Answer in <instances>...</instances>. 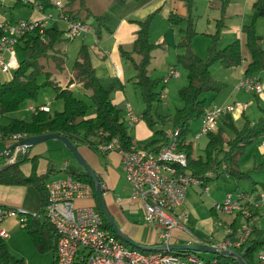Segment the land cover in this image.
<instances>
[{
    "label": "trees",
    "instance_id": "1",
    "mask_svg": "<svg viewBox=\"0 0 264 264\" xmlns=\"http://www.w3.org/2000/svg\"><path fill=\"white\" fill-rule=\"evenodd\" d=\"M19 1L16 0V4ZM75 1L78 2L77 8L72 7ZM112 1L123 4L126 0ZM185 1L188 16L182 17L175 12H170L168 15L171 24L185 23L184 27L178 29L180 40L176 44L178 49L176 64H180L185 72V83L178 88L181 106L176 107L173 116L158 111L155 103L161 100V87H163L162 83L165 82L162 78H154L149 75L148 65L152 50L158 45L150 39L151 21L157 8L143 19H132L137 25L136 37L128 47L119 45L120 56L127 60L135 71L134 86L138 89L143 104L140 118L152 130V136L148 140L141 143L133 141L130 133L133 125L127 123L122 107L112 103V88L105 87L101 82L91 60V50L86 43L81 42L78 47L77 56L70 67L71 75L66 84H63L62 80L58 79L47 68L46 65L52 63L54 69L62 72L66 64V51L58 47L57 44L68 39L63 36V28H59L55 20L49 24L47 21L46 24L25 32L18 39L15 48L20 49L21 59L13 69L11 78L0 81V116H6L8 113L18 110L23 102L36 97L39 88L48 85L54 88L55 98L61 100L62 107L53 111L37 108L31 110L28 118L8 117L7 122L0 124L1 136L17 132L27 136L59 133L67 136L75 146H89L100 157H104L108 150H99L97 148L98 143L103 140L110 141L113 138H116L119 146L125 150H130L132 145L136 148L159 149L168 143V137L163 126L166 121L170 120L172 128L179 129L178 139L180 143L178 147L187 153L188 169L193 175L204 178L206 182L222 177L224 171L236 178L247 176L238 167L237 156L247 144L258 136L264 135V110L254 121H250L244 116L240 128L234 125L230 114H223L219 118L216 129L206 133L207 142L203 154L194 155L192 142L185 139L189 121L192 118H200L206 107V99L200 97L201 93L205 91L218 92L225 86L223 81L214 78L210 73L209 65L211 62L219 61L224 67L234 68L238 67L243 59L239 39H233L222 47L217 45L221 29L225 26V20L228 16L226 7L230 0H221L219 16L215 18L214 31L209 33L211 43L206 49L204 58L195 54L191 48V38L196 33L190 12L193 0ZM35 3L44 12L55 6L52 0H35ZM63 11L73 19L84 20V15H91L95 21L92 27L96 38H100L102 30H109L106 22L110 19V15L91 13L84 0H65ZM250 16V22L242 24L241 27L245 33V46L250 54V61L244 69V74H255L260 78L258 73L264 72V47L262 46V35L256 30V20L264 16V0H254L251 3ZM2 34L3 30L0 27V37ZM38 76L44 77L39 83L37 81ZM73 82L87 91L86 97L93 105L92 112H89L91 106L84 99L76 96L74 90L69 87ZM229 129L232 131V136L227 134ZM12 150L9 152L12 153ZM6 153L0 155V166L8 163L5 157ZM28 159V148L25 154L19 152L15 162L0 170V184L31 185L37 189L39 193V215L28 213L23 227L26 228V232L38 250L44 251L49 248L53 250L52 264H57L56 244L58 235L44 212L45 206L48 204L45 179L53 171V168H47L45 172L37 173L35 168L37 155H33L30 158L31 170L28 174H24L19 165ZM209 171L214 175L208 178L206 173ZM65 172L91 185L93 190L92 204L101 213L104 226L119 237L99 207L94 183L90 175L83 167L80 171ZM260 193H264V190L263 192L257 191L255 195ZM209 210L210 212H217L213 207H210ZM254 223L251 225V230L246 239L235 250L246 264H257V252L264 246V227L257 224L256 221ZM228 225L234 227L231 222ZM178 243H184V241ZM186 252L194 251L186 250ZM216 258L219 264H240L232 256L216 254ZM22 263L21 258H17L9 252L5 238L0 236V264Z\"/></svg>",
    "mask_w": 264,
    "mask_h": 264
},
{
    "label": "built area",
    "instance_id": "2",
    "mask_svg": "<svg viewBox=\"0 0 264 264\" xmlns=\"http://www.w3.org/2000/svg\"><path fill=\"white\" fill-rule=\"evenodd\" d=\"M55 5L61 9L60 18L65 22L63 36L66 39L81 38L93 32L90 23L70 18L63 11L64 4L60 0H56ZM49 18H52V14L46 13L42 18L0 21L3 30L0 37L1 71H9L18 65L15 59V45L18 39L25 32L46 24ZM177 75L176 68L170 67L163 81L166 82L169 77ZM236 87L255 93L261 92L263 88L261 79L255 74H243L238 79ZM164 96L162 91L160 98ZM249 104L250 101L206 106L200 117L199 133L195 138L215 130L223 114L242 113ZM37 108L48 110L47 105L38 107L28 105L30 110ZM124 109L127 123L133 125L139 120L128 102L124 104ZM165 134L168 143L157 150L136 148L133 145L130 150H125L119 146L116 138L100 141L97 146L99 150L118 151L124 178L130 188V197L141 204L144 221L160 227L161 241L158 244L178 243L172 241L174 228L190 231L186 226L187 211L182 208L187 190L195 186L202 192L209 191L205 179L193 175L188 169L187 153L178 147L179 129L171 128ZM26 136L17 132L4 137L16 142ZM262 144L264 145V141ZM14 150L15 156L22 151L20 145ZM213 175L211 171L206 173L208 178ZM45 187L48 192V204L44 212L58 235L57 264H219L216 256L210 260H203L196 256L195 252L186 250L182 252L170 249L144 250L128 244L104 226L102 215L93 204H75L77 199H91L93 190L89 183L69 173L46 181ZM212 207L215 211L238 215L244 221L237 227L224 224V237L217 240L199 239L198 244L210 246L217 251H235L248 236L251 225L260 217H264L262 210L264 193L255 195L245 190L229 191L224 194L221 201H215ZM28 213L30 212L22 207L0 204V236L5 238L8 235L7 230L1 226L4 218L18 217L23 226ZM31 214L39 215L38 212ZM257 259L259 263L264 264V246L258 250Z\"/></svg>",
    "mask_w": 264,
    "mask_h": 264
},
{
    "label": "crops",
    "instance_id": "3",
    "mask_svg": "<svg viewBox=\"0 0 264 264\" xmlns=\"http://www.w3.org/2000/svg\"><path fill=\"white\" fill-rule=\"evenodd\" d=\"M56 0H52L55 3ZM63 4L65 0H60ZM86 7L93 14H109L110 19L106 22L108 29H104L101 32L100 38H96L95 34L89 33L84 35L81 38H76L79 40L76 48L78 50L81 42L86 43L90 50L93 49L95 51L96 60L92 61L95 67L97 75L100 77L101 82L105 87H111V101L112 103L124 108L125 102L130 100V94L128 90H132L131 93H135V71H130L127 65L123 64L121 60H124L119 53V45H123L128 47L131 42L136 37V29L137 25L132 19H143L147 16L148 13L156 10L152 17L150 32L153 29H156L155 33L156 40L153 41L158 45L156 47L163 48V51L159 52V56L156 59V62L153 63L152 70L149 69V75L151 77L154 76L153 72L156 73L160 71L162 79L167 74L170 67L178 68L176 64V54L178 49L176 48V44L178 42V33L175 28L170 24L168 15L170 12H175L181 16L186 14V7L184 6L181 0H126L121 10L116 11L115 3L112 0H84ZM230 0L226 7V13L229 15L225 26L221 29V35L224 39H239L241 45V54H242V62L236 67L238 68V76L231 81L230 87L223 92H218L217 95H214V100H211L205 106L215 104V103H229L234 101H244L238 97H232L233 92L239 90L240 88L236 87V83L238 79L243 76L244 69L250 61V54L245 46V33L242 30L243 18L245 16H250V5L254 0H234L231 2ZM233 4L230 9V5ZM207 5L210 8H213L212 0H208ZM73 8L78 7V2L75 1L73 3ZM219 7V6H218ZM229 11L232 14H229ZM60 7L53 6V8L44 11H41L40 8L36 5L35 0H20L16 4V0H0V21H15L19 18H42L44 14L50 13L52 14L53 21L62 20L60 18ZM234 13L235 14L234 16ZM215 15L214 17H216ZM239 16V18H238ZM213 17V18H214ZM51 20V19H50ZM207 20L211 22V19L208 17ZM63 21V20H62ZM213 22V20H212ZM49 23V21H48ZM63 28V27H62ZM214 29V24H213ZM213 31V30H208ZM260 33V32H259ZM90 40H87V39ZM75 40V39H73ZM87 40V41H86ZM207 46V44H206ZM205 46V47H206ZM263 46V41H262ZM155 47V48H156ZM202 53V50L201 52ZM153 56V50H152ZM151 56V58H152ZM151 62V60H150ZM150 64V63H149ZM131 65V64H130ZM149 68V65H148ZM230 68V67H229ZM235 68V67H234ZM66 71V73H64ZM259 72V76H260ZM264 73V72H262ZM59 75H64V79H62L63 84H66L68 78L70 77V69L67 68L66 64L63 68V71H58ZM179 78V79H178ZM178 79V80H177ZM171 84H169V82ZM183 77L181 76V72L178 71L177 76H171L168 80L162 85L164 91H166V97L169 96L170 90L176 88L180 83H182ZM264 84V83H263ZM70 88L81 89L80 86L73 82L69 85ZM162 90V89H161ZM264 88L261 92L255 93L253 91H245L252 92L254 94L255 99L258 97L262 103L264 104ZM251 101V100H247ZM30 105V104H29ZM257 105H259L257 103ZM28 108V106H27ZM262 109V108H261ZM30 110V109H29ZM263 110H261V113ZM243 113V112H242ZM232 114L239 113H231ZM248 118L246 115V110L242 114ZM261 115V114H260ZM257 115L256 117H258ZM2 116H0L1 118ZM233 119V118H232ZM255 118H253L254 120ZM200 121V118H199ZM7 122V121H6ZM1 123V122H0ZM134 129L135 135L133 137V141L136 143H141L148 140L152 136V130L146 125L145 121L140 118L136 121L131 127ZM1 135V134H0ZM264 141V137L259 143L260 146L264 147L262 142ZM15 141L0 136V155L2 153H6L8 147L14 143ZM13 149V148H12ZM78 149L82 156L87 160V162L93 167V169L99 175L100 181L105 186L104 195L108 193V190L112 188L114 191L116 189L117 181L115 171L111 166V161L107 160L105 165L101 163V157L92 150L89 146L80 145ZM46 143L43 141L37 142L28 147V160L20 163L19 167L24 174H28L31 170V160L30 158L33 155H37L36 160V172L43 173L47 170V168H53V173H55L56 169L53 164L50 165V158L45 154L46 153ZM264 152V148H263ZM111 160H115V163L120 167V155L116 150H109L107 153ZM6 157V154H5ZM15 150H12L11 158L7 159V162L10 160H14ZM25 162L30 163V167L27 171L22 170V166ZM27 164V163H25ZM50 165V166H49ZM25 166V165H24ZM121 168V167H120ZM82 169V168H81ZM124 178V177H123ZM210 179L209 181H211ZM125 183L127 184L125 178ZM207 181V183L209 182ZM124 184L120 185L121 187ZM128 186V184H127ZM129 187V186H128ZM130 189V188H129ZM120 191H123L120 189ZM199 192L197 187L191 186L187 192L182 208L187 211V222L190 223L195 219L193 223H190L193 228L200 229L202 227L209 228V219L204 218H195L197 211V197L196 194ZM213 201L212 203H214ZM0 204L11 206V207H22L26 209L30 213H37L39 208V193L37 189L31 185L25 186L20 184H0ZM76 205L81 204H92V198H84L75 200ZM106 204L108 206L109 211L113 215L116 223L120 227V229L127 234L132 240L144 245H153L159 239L160 227L158 225L149 224L144 221L142 207L141 204L130 197V190L125 194H115L109 196L106 200ZM213 205V204H212ZM211 205V207H212ZM237 217L232 216L231 221L233 222ZM230 221V222H231ZM207 222V223H206ZM229 222V223H230ZM206 223V224H205ZM227 223V222H225ZM255 224V223H254ZM258 224V222H257ZM1 226L7 230L8 235L5 237L7 240H11L15 235L24 233L23 227L18 217L8 216L4 218L1 222ZM188 227V226H187ZM191 230V228L188 227ZM187 230H182L179 228H174L172 230V241L180 242L184 241V243L190 242L189 234L186 233ZM225 235V234H224ZM224 237V236H222ZM158 243V242H157Z\"/></svg>",
    "mask_w": 264,
    "mask_h": 264
},
{
    "label": "rangeland",
    "instance_id": "4",
    "mask_svg": "<svg viewBox=\"0 0 264 264\" xmlns=\"http://www.w3.org/2000/svg\"><path fill=\"white\" fill-rule=\"evenodd\" d=\"M186 7V14L182 17L188 16V8L186 5L185 0H181ZM232 0L231 2H233ZM239 1V0H237ZM208 0H193L192 6H191V16L193 18L194 22V29L196 33L192 36L191 38V48L194 51L195 54H197L199 57L204 58L206 54V49L211 43L210 41V35L209 33H212L214 31L213 29V24L215 27V18L219 16V7L221 4V0H212V4L214 5L213 8H210V6L207 5ZM123 4L115 3V9L116 11L123 9L122 8ZM219 6V7H218ZM233 4L230 5V9L232 8ZM229 14H232L231 11H229ZM237 13H234V16ZM179 15V14H178ZM217 15L216 17H214ZM228 15V14H227ZM181 16V15H179ZM229 16V15H228ZM227 16V18H228ZM211 19V22L207 20V18ZM214 17V18H213ZM226 18V20H227ZM239 18V16H238ZM51 19V20H50ZM83 19L93 25L95 21L93 20V17L91 15H84ZM251 19V16H245L243 18V23H249ZM213 20V22H212ZM225 20V22H226ZM49 23L53 21L52 18H49ZM48 23V24H49ZM57 26L59 28H64L65 27V22L62 20H56ZM171 24V23H170ZM173 28L176 29L178 33V42L180 40V33H179V27H184L185 23L183 22L182 24H171ZM208 30H213V31H208ZM256 30L259 34L262 35V41H263V47H264V16L260 17L256 20ZM157 32L156 29L151 30L150 32V39L151 41H155V33ZM79 39V38H78ZM63 40L60 43L57 44L58 47L64 49L66 51V66L68 69H70L73 61L75 60L77 56V44L79 43V40ZM87 40H90L89 38ZM86 40V41H87ZM231 39H224L221 35L219 39L217 40V45L219 47L224 46L225 44L231 42ZM207 44V46H206ZM206 46V47H205ZM202 50V53H200ZM163 51V48H154L153 49V56L151 58V62L149 64V69L152 70L153 63L156 62L157 57L159 56V52ZM160 57V56H159ZM15 59L17 62L21 59V52L20 49L15 48ZM91 60L94 61L96 60L95 56V51L91 49ZM123 64L127 65V67L132 70V67L130 63L127 60H121ZM49 64V63H47ZM178 68L176 69L177 71L181 72V76L183 77L182 83H180L176 88H172L169 92V96L166 97V91H164L163 88L162 91L164 93V97L161 98V100L157 101L155 103L158 111L163 114H168L172 115L176 109V107L181 106V101L178 96V88L185 83V72L183 68L181 67L180 64H177ZM48 69H50L55 76L62 80L64 79V75H59L58 71L54 69L53 64L50 63L49 65H46ZM14 68H11L9 71H1L0 70V81L8 80L11 78L12 72ZM210 73L212 76L220 81H223L225 83L224 88L221 91L218 92H223L227 90V88L230 87L231 81L234 80L236 76H238V68H227L224 67L219 61H214L211 62L209 65ZM66 73V71L64 72ZM160 71H157L156 73L153 72L154 78H162ZM44 79L43 76H38L37 81L38 83ZM179 79V78H178ZM177 79V80H178ZM260 79L262 82V87L264 88V73H260ZM63 81V80H62ZM173 80L169 82L171 84ZM262 88V89H263ZM135 93H131L132 90H128V93L130 94V100L132 101L129 102L127 101L130 106L132 107L133 112L138 116L140 119L141 117V111H142V101L140 97V93L137 88H135ZM264 91V90H263ZM218 92L216 91H205L201 93L200 97L206 99V104L209 103L211 100H214L212 98L214 95H217ZM74 93L76 96L84 99L91 107L89 108V112L93 111V105L92 102L86 97L87 91L83 89H74ZM238 97L240 99H243L244 101H234V102H247V100H251L250 104L248 107L245 109L246 110V115L248 116V119L250 121L256 120L258 117L257 115L261 114V110H264V104L262 101L252 92H245L243 89H239L235 92H233L232 97ZM126 103V102H125ZM231 103V102H229ZM257 103L259 105H257ZM33 105L34 107H37L39 105H47L48 109L50 111L53 110H59L62 107L61 100L58 98H55V90L52 86H43L39 88L36 97L30 101L23 102L20 105V108L16 111L8 113L6 116H2L0 118V124L6 122L8 120V117H20V118H28L29 115L31 114V110L27 108L28 105ZM262 108V109H261ZM123 109V113L125 116V109ZM244 110V111H245ZM244 113V112H243ZM243 113L239 114H232L233 115V123L237 128H240L243 120H244V115ZM173 116V115H172ZM171 116V117H172ZM253 118H255L253 120ZM126 119V118H125ZM127 121V119H126ZM219 122V120H218ZM200 121L199 118H192L189 121V126L187 133L185 135V139L188 141H191L193 144V154L198 155V154H203L204 153V146L207 142V136L206 134H201L199 138H195V135L199 133L200 130ZM165 133L172 128V123L170 120L166 121V123L163 126ZM229 136H232V131L229 129L227 131ZM130 133L132 136L135 135L134 129L131 128ZM264 135L258 136L255 138L253 141H251L245 149L238 154L237 156V164L238 167L247 175L241 178H236L233 175L230 176L227 172H222V177L212 179L209 181L207 184L209 185V191L208 192H202L201 189L197 188L199 192L196 194L197 197V211L196 212V217L195 218H204V219H209V228L206 227L207 230H205V227H202L200 229L193 228V226L190 225V223H193L195 219L192 217V221H189L190 223L186 224L189 228H191L192 231L186 232L189 234L188 240H190L191 244H198L199 239H204V240H217L221 239L222 236H224V227L223 225L231 221L232 219V214H227L223 213L220 211L217 212H210V207L213 204V201H221L222 198L224 197V194L229 191H236V190H245V191H251L254 189L252 192L255 194L257 191L258 192H263V187H264V152L262 146H260V142L263 139ZM43 142L46 143V155L50 158V165L53 164L55 167L56 171L55 173L51 172L48 177L45 179V182L52 179V178H57L63 176L66 172L65 171H80L82 166L79 164L77 159L75 158L73 152L64 144V142L58 138H47L46 140H43ZM107 160H110L111 166L115 171L116 175V181L117 185L115 186L116 189L113 191L112 188L108 190V193L104 195L105 202L107 198L113 193L115 194H125L128 192L130 189L127 186V184L124 181V173L120 165L115 163V160H111L109 158V155H105L104 157H101V163L102 165H105V162ZM22 163V162H21ZM27 163V164H25ZM24 165L22 166V170L27 171L30 167L29 162H25ZM49 165V166H50ZM223 166V165H222ZM124 184L122 187L120 185ZM122 189L123 191H120ZM264 211V209H262ZM30 212V211H29ZM237 219L234 220V222L231 221V224L233 223L234 227L240 226V224L244 221V219L240 216H236ZM227 222V223H225ZM259 225L264 227V217H260L258 221ZM207 223V222H206ZM205 223V224H206ZM24 231L22 234H17L15 235L10 241L5 239L7 248L11 254H13L17 258H21L23 260L22 264H52V261L54 259V252L51 248L48 250L40 251L38 250L28 233L26 232V228L21 227ZM194 235H196L194 237ZM135 241V240H134ZM161 241L160 239L157 240V242ZM154 244H158V243ZM145 244V242H143ZM138 248V247H136ZM196 256L199 258H202L203 260H210L211 258L216 256V253L209 252V251H194ZM261 264V263H257Z\"/></svg>",
    "mask_w": 264,
    "mask_h": 264
},
{
    "label": "water",
    "instance_id": "5",
    "mask_svg": "<svg viewBox=\"0 0 264 264\" xmlns=\"http://www.w3.org/2000/svg\"><path fill=\"white\" fill-rule=\"evenodd\" d=\"M58 138L64 142V144L73 152L75 158L79 162V164L83 167V169L90 175L92 178V181L94 183L95 187V193L96 197L98 199L99 207L106 217L107 221L113 226V228L118 233L119 237L123 239L125 242H127L130 245L136 246L140 249L144 250H161V249H170V250H176V251H185V250H192V251H209L213 253H219L222 255L232 256L234 257L240 264H246L245 261L241 258V256L235 252L230 250H221L217 251L216 249L206 246V245H200V244H191V243H169V244H153V245H144L140 244L134 240H132L127 234H125L118 224L116 223L113 215L108 209V206L104 199V189L102 182L100 181L99 176L97 175L96 171L93 169V167L87 162V160L82 156L77 146H75L72 141L65 135L59 134V133H45L41 135H33V136H26L19 141H16L12 143L7 150L6 158H11V153L9 152L12 148L14 149L17 145H20L22 149V153L25 154L26 149L43 140H46L47 138ZM17 156V155H16ZM14 160H10L8 163L1 165L0 170L7 168L9 165H11Z\"/></svg>",
    "mask_w": 264,
    "mask_h": 264
},
{
    "label": "bare ground",
    "instance_id": "6",
    "mask_svg": "<svg viewBox=\"0 0 264 264\" xmlns=\"http://www.w3.org/2000/svg\"><path fill=\"white\" fill-rule=\"evenodd\" d=\"M134 247H136V246H134Z\"/></svg>",
    "mask_w": 264,
    "mask_h": 264
}]
</instances>
